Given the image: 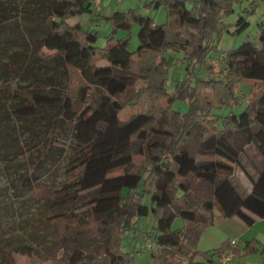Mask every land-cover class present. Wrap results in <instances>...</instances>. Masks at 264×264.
Masks as SVG:
<instances>
[{
	"label": "trees",
	"instance_id": "16d2710c",
	"mask_svg": "<svg viewBox=\"0 0 264 264\" xmlns=\"http://www.w3.org/2000/svg\"><path fill=\"white\" fill-rule=\"evenodd\" d=\"M95 1L0 0V46L25 50L11 55L3 66L6 71H19L28 57L40 59L45 47L58 52L54 61L68 78L66 85L49 77L16 88L18 103L10 104V112L0 103L2 159L20 160L36 151L17 164L23 169L20 180L12 183L17 195L34 189V197L55 198L58 207L79 199L88 206L85 224L79 215L69 216L63 210L48 213L57 243L65 248L73 242L66 263L132 264L133 254L124 250L123 242L149 213L155 220L151 240L179 249L186 239L197 244L204 229L215 222L217 208L224 218L237 217L247 226L264 219V18L257 22L258 43L245 40L229 48L219 74L210 78L200 74L219 50L216 37L228 27L225 19L236 5L245 3L234 34L248 28V17L257 13L260 1H147L165 8L163 23L135 8L96 12L92 19L113 25L104 46L97 44L96 29L69 23L92 14ZM133 23L139 25L135 49L129 35L114 34L131 30ZM30 47L34 52L26 56ZM177 53L182 54L179 60L187 77L170 90L169 72L179 61L175 62ZM246 80L254 84L244 110L215 113L204 91L215 90L219 105L233 108L241 102L238 88ZM161 100H166V107L159 104ZM177 101L188 104L186 112L174 107ZM128 106L133 110L122 118ZM19 130L32 133L34 141L17 146ZM69 140L76 142L70 179L55 192L39 187L41 176L63 155ZM253 145L262 162L250 172L242 157ZM135 156L143 160L138 163ZM237 167L248 175L249 188L236 178ZM117 171L122 173L120 181L107 183L109 173ZM178 217L184 225L173 228ZM82 233L106 245L95 252L77 247ZM245 248L254 250L256 243L248 241ZM229 250L239 252L231 240L216 252ZM0 254V264H17L14 252L3 248L1 239ZM199 254L208 258V252L194 249L184 264H203Z\"/></svg>",
	"mask_w": 264,
	"mask_h": 264
},
{
	"label": "rangeland",
	"instance_id": "374dc122",
	"mask_svg": "<svg viewBox=\"0 0 264 264\" xmlns=\"http://www.w3.org/2000/svg\"><path fill=\"white\" fill-rule=\"evenodd\" d=\"M149 0H102L100 5L96 1L92 5L93 13H86L77 18L69 20L71 25L80 24L87 29H96L99 32L97 44L100 46L106 45V37L113 33V25L105 19H92L91 15L96 16V12L102 14H111L115 10H128L135 8L141 15H151L157 22L163 23L167 21V13L163 6L155 7L147 5ZM260 1V7L257 13L248 17L250 25L241 33H232L235 29V22L238 15L241 13L243 6L236 5L235 12L225 19L228 27L224 30L220 37H216V45L218 51L215 52L208 60L207 66L200 70V74L205 78H210L219 74L223 54L229 48H236L242 45L245 40H252L258 43L257 39V22L264 18V0ZM106 3V4H105ZM105 4V5H104ZM103 10V11H101ZM101 11V12H100ZM17 14V11H16ZM18 16V15H17ZM139 25L133 23L131 30L119 29L114 34L117 37L130 36L131 49H135L139 44L137 32ZM25 50L19 47L7 50L0 46V103L3 104L5 110L10 112V104H17L14 98V90L16 88L29 86L33 81L39 78L53 77L62 85H66L68 78L63 68L59 67L54 61V57L58 55L56 50H49L45 47L39 52L40 59L33 60L27 58V64L19 71H6L3 67L6 62H9L11 55L14 52H24ZM34 52L32 47L26 51V56ZM177 62L182 58L181 53L175 55ZM177 62L169 72L168 87L171 90L176 84V81L186 79V71ZM143 84V81L139 83ZM254 81L246 80L239 86V95L241 102L237 103L233 108L228 105H219V97L215 90L206 89L204 95L209 98L214 107V112L220 115H226L232 109L236 113H240L248 104V97L252 91ZM46 91V90H44ZM159 104L163 107L167 106L166 100H161ZM174 107L181 112H186L188 104L182 101L174 103ZM132 107L125 108L121 117L126 118L132 112ZM17 146H22L27 142L34 141L33 134L19 130L17 132ZM63 155L57 158L56 163L50 166L49 171L42 175L38 186L46 188L49 191H58L70 179L71 165L70 161L74 156L76 142L68 141L65 145ZM35 152H28L20 160L6 161L0 156V239L1 246L14 252L17 264H68L66 259L73 247V242H68L67 247L63 248L57 243V231L54 225L48 218L49 212H57L63 210L67 215H79L81 222L85 224V217L88 215V206L79 199L77 202L69 200L67 205L58 207L54 204L55 198H40L33 196L34 189L27 190L22 196H18L12 187L13 181H19L20 174L23 169H18V162H24L29 156L34 157ZM250 172H255V166H260L261 155L256 146L247 148L242 157ZM136 162L143 160L142 156H135ZM236 178L244 188L251 186L250 179L246 172L241 167L235 168ZM122 173L120 171L111 172L107 176V183H115L120 181ZM72 196V193H71ZM155 224L152 213L144 216L139 222V229L133 230L126 235L123 247L126 251H131L133 254L132 264H184L191 252L197 249L203 252H208V258L201 254L197 256L203 264H220L218 251L227 241L234 240L236 248L235 257L228 264H264V219L257 218L252 226H247L237 218H224L219 209H215V222L207 226L197 244L191 239H186L183 242L182 248L160 247L153 245L148 247L149 240L153 239L150 235L152 226ZM184 225V220L180 217L176 218L173 223V228H178ZM78 245L82 249L90 252L97 251L100 247L106 245L102 240L90 238L85 233H82L78 238ZM248 241L256 243V249L246 250ZM216 252V253H215ZM58 254L57 258L54 257ZM1 259V254H0Z\"/></svg>",
	"mask_w": 264,
	"mask_h": 264
},
{
	"label": "built area",
	"instance_id": "2783aa9c",
	"mask_svg": "<svg viewBox=\"0 0 264 264\" xmlns=\"http://www.w3.org/2000/svg\"><path fill=\"white\" fill-rule=\"evenodd\" d=\"M119 1V0H118ZM97 5H100L102 3V0H96ZM150 242L147 244L148 247L155 246V241L149 240ZM231 245L233 247L236 246V242L234 240L231 241ZM235 257V252L233 250H229L222 255L219 256L220 264H228L233 258Z\"/></svg>",
	"mask_w": 264,
	"mask_h": 264
},
{
	"label": "crops",
	"instance_id": "0c3cea01",
	"mask_svg": "<svg viewBox=\"0 0 264 264\" xmlns=\"http://www.w3.org/2000/svg\"><path fill=\"white\" fill-rule=\"evenodd\" d=\"M105 4H106V3H105ZM105 4H104V5H105ZM101 11H103V10H101ZM101 11H100V12H101ZM252 81H253V80H252ZM256 218H257V217H256Z\"/></svg>",
	"mask_w": 264,
	"mask_h": 264
}]
</instances>
